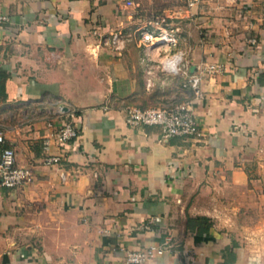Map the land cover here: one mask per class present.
<instances>
[{
    "label": "crops",
    "instance_id": "1",
    "mask_svg": "<svg viewBox=\"0 0 264 264\" xmlns=\"http://www.w3.org/2000/svg\"><path fill=\"white\" fill-rule=\"evenodd\" d=\"M135 1L131 14L126 0H0V152L36 162L31 181L0 183V264H126V248L158 243L144 264H264V0ZM154 13L180 27L192 72L215 66L194 100L200 135L127 121L128 105L194 97L188 76L159 70L163 51L148 88L139 42L94 49L99 26ZM65 122L79 134L59 144Z\"/></svg>",
    "mask_w": 264,
    "mask_h": 264
},
{
    "label": "built area",
    "instance_id": "2",
    "mask_svg": "<svg viewBox=\"0 0 264 264\" xmlns=\"http://www.w3.org/2000/svg\"><path fill=\"white\" fill-rule=\"evenodd\" d=\"M197 0H189L192 5ZM233 1V0H230ZM138 4L135 0H126L125 10L135 14ZM12 22L11 16L0 10V25ZM96 34V50L114 51L122 54L132 40L139 42L145 48L142 60L146 63V85L148 88L155 84L156 69L152 62L156 59L150 50L163 51V58L159 60V70L166 75H186L188 80L184 85H189L194 92L193 98L171 104L142 107L128 105L127 121L131 126L157 125L161 127L162 136L166 139L174 136H196L201 134L200 123L194 110V100L202 96L201 82L206 72L215 68L210 65L207 69L192 72L187 63L186 49L179 48L181 42V29L170 21L167 13H154L137 27L115 28L102 30L99 26L94 31ZM251 43H256L257 38H248ZM63 107V106H62ZM18 133V130H16ZM7 128L0 125V142H3ZM79 134L78 126L74 122H65L53 131L54 139L63 144L76 138ZM48 136L44 140V148L51 146ZM60 154L46 153L43 162L46 164L61 161ZM35 161L27 165L17 163L16 149L7 145L0 152V183L3 186L15 188L31 181L34 178ZM66 175L63 174V179ZM166 248L165 243L146 245L138 248H126V264H144L155 252Z\"/></svg>",
    "mask_w": 264,
    "mask_h": 264
},
{
    "label": "rangeland",
    "instance_id": "3",
    "mask_svg": "<svg viewBox=\"0 0 264 264\" xmlns=\"http://www.w3.org/2000/svg\"><path fill=\"white\" fill-rule=\"evenodd\" d=\"M161 3L163 4L162 1H161ZM188 3H189V2H188ZM161 7H162V6H159L160 9L158 8L157 10L160 11V12H163V9H162ZM256 212H257V213H260V208H259V207H255V209L253 210V213H254V214H256ZM193 221H194V220H193ZM193 221L190 220V222H193ZM197 221H200L201 223H204V224L207 223L206 219H204V218H203V219H202V218H197Z\"/></svg>",
    "mask_w": 264,
    "mask_h": 264
}]
</instances>
